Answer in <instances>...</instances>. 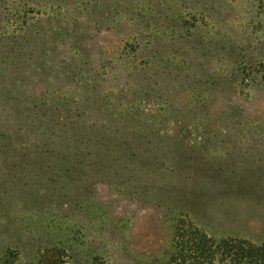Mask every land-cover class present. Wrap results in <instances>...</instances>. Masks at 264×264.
Wrapping results in <instances>:
<instances>
[{"label": "rangeland", "instance_id": "rangeland-1", "mask_svg": "<svg viewBox=\"0 0 264 264\" xmlns=\"http://www.w3.org/2000/svg\"><path fill=\"white\" fill-rule=\"evenodd\" d=\"M0 70V264L264 242V0H0Z\"/></svg>", "mask_w": 264, "mask_h": 264}, {"label": "trees", "instance_id": "trees-1", "mask_svg": "<svg viewBox=\"0 0 264 264\" xmlns=\"http://www.w3.org/2000/svg\"><path fill=\"white\" fill-rule=\"evenodd\" d=\"M16 40H19V37H16L15 42L8 46L10 49L14 44H21ZM9 48L3 51L6 57ZM0 74H2L1 70ZM129 122L132 123L131 120ZM73 129L79 133L85 131L79 122L73 126ZM84 139L86 140L81 143H76V145L74 143V149L78 148L77 144H91L94 147L100 144L96 135L91 134L90 138L84 137ZM111 141L121 145L118 138L109 135L108 142L103 146L107 147ZM12 153L13 160L24 161L23 159L26 158L19 155L18 151H12ZM89 155H91L90 152ZM184 216L179 215L175 219L174 245L167 264H264V242L256 244L249 239L240 237L216 238L208 235L195 224L186 221Z\"/></svg>", "mask_w": 264, "mask_h": 264}]
</instances>
